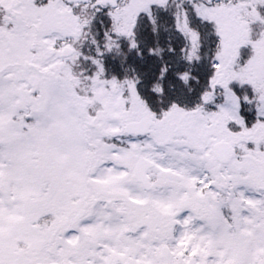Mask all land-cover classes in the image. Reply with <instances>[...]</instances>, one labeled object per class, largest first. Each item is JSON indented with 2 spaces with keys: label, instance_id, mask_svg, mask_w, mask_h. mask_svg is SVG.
<instances>
[{
  "label": "snow or ice",
  "instance_id": "1",
  "mask_svg": "<svg viewBox=\"0 0 264 264\" xmlns=\"http://www.w3.org/2000/svg\"><path fill=\"white\" fill-rule=\"evenodd\" d=\"M0 264H264V0H0Z\"/></svg>",
  "mask_w": 264,
  "mask_h": 264
}]
</instances>
